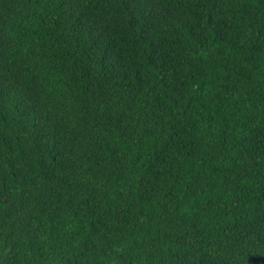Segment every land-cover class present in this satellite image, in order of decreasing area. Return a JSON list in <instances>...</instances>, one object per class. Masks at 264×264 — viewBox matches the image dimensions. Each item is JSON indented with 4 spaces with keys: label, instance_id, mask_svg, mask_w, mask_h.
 Masks as SVG:
<instances>
[{
    "label": "trees",
    "instance_id": "trees-1",
    "mask_svg": "<svg viewBox=\"0 0 264 264\" xmlns=\"http://www.w3.org/2000/svg\"><path fill=\"white\" fill-rule=\"evenodd\" d=\"M0 264H264V0H0Z\"/></svg>",
    "mask_w": 264,
    "mask_h": 264
}]
</instances>
